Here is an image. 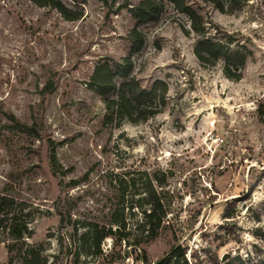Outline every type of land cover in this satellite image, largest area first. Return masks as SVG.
Here are the masks:
<instances>
[{"label":"rangeland","instance_id":"374dc122","mask_svg":"<svg viewBox=\"0 0 264 264\" xmlns=\"http://www.w3.org/2000/svg\"><path fill=\"white\" fill-rule=\"evenodd\" d=\"M61 1L81 17L0 0V194L15 199L30 230L13 251L1 233L0 264H22L27 247H39L46 264H171L170 249L178 264H214L227 252L246 258L254 244L264 248V0H239L231 11L227 1L220 11L188 0L211 34L227 31L250 52L237 79L225 76L221 59L200 63L199 35L163 0L158 19L138 25L144 41L131 57L141 86L167 83L165 105L136 123L105 122L88 80L102 58L130 53L129 9L140 0ZM8 114L37 133L14 128ZM150 181L166 215L158 234L132 251ZM119 184H128L127 243L113 247L106 237L103 256L83 255L69 218H119Z\"/></svg>","mask_w":264,"mask_h":264},{"label":"trees","instance_id":"16d2710c","mask_svg":"<svg viewBox=\"0 0 264 264\" xmlns=\"http://www.w3.org/2000/svg\"><path fill=\"white\" fill-rule=\"evenodd\" d=\"M38 6H49L57 9L61 15L69 20L78 19L82 15L81 8L67 6L61 0H32ZM78 5L82 0H70ZM173 5L179 12L189 20L190 29L198 34L199 38L194 47V54L202 64L214 65L220 59L223 61V72L225 76L233 79L240 78L239 69L245 65V60L250 54L246 46L234 42L233 36L227 31L222 32L216 28L212 34L206 26L203 16L189 3L188 0H165ZM211 2L220 11H224V2L227 1L231 11L240 6L239 0H205ZM164 9L163 0H140L136 5L130 7L131 17L135 19L136 25L129 32L131 43L130 53L120 59L111 56L102 58L93 68L88 80V87L98 94L105 103L106 111L103 119L111 122L116 119L128 120L132 123L145 121L156 115L165 105L167 83L162 79L155 80L150 88L140 85L132 75L134 63L132 53L137 52L144 41V34L138 25L149 23L158 19ZM8 118L13 121V127L26 133H37L35 126L19 121L12 114ZM128 191V184L117 186L118 201L121 207V215L108 223L99 220H70L77 245L83 255L103 256L101 247L106 237L113 238V247L127 243L125 220L123 211L125 209V197ZM145 195L141 198L148 208H144V222L141 226L140 235L132 242V251H141V244L147 242L158 234L162 226V219L166 210L162 204L159 192L153 187L151 181L144 189ZM16 201L13 197L0 194V235L7 233L12 238L11 244L7 245L9 251L16 249V245L23 241V236L29 234L28 224L21 213L15 208ZM116 209V210H117ZM116 215V214H115ZM62 221V218H61ZM115 227L112 229V227ZM79 228L83 230L79 231ZM258 234V233H257ZM264 238V232L261 234ZM252 253L243 258L239 254L231 255L230 252L223 254L221 261L214 259V264H264V248L254 244ZM130 255V252L125 250ZM79 253V252H78ZM22 264H46L47 260L41 258L40 248L27 247L21 256ZM171 261V264H178L177 252L170 249L164 261ZM11 258L9 263L11 262ZM49 264H55L52 260ZM78 264V263H76Z\"/></svg>","mask_w":264,"mask_h":264}]
</instances>
